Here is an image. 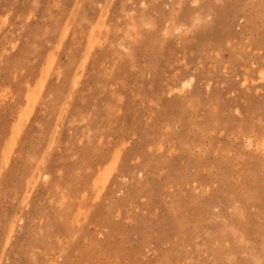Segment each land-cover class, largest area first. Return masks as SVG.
Instances as JSON below:
<instances>
[{"label":"rangeland","instance_id":"rangeland-1","mask_svg":"<svg viewBox=\"0 0 264 264\" xmlns=\"http://www.w3.org/2000/svg\"><path fill=\"white\" fill-rule=\"evenodd\" d=\"M260 70L264 0H0V264H262Z\"/></svg>","mask_w":264,"mask_h":264},{"label":"snow or ice","instance_id":"snow-or-ice-1","mask_svg":"<svg viewBox=\"0 0 264 264\" xmlns=\"http://www.w3.org/2000/svg\"><path fill=\"white\" fill-rule=\"evenodd\" d=\"M198 6H199V0H193V7L195 8V7H198ZM141 7H148V5H141ZM173 7H174V6H173ZM168 35H169V32H168L167 30H165V31L163 32V36H164L165 38H167ZM261 75H264V73H262ZM185 87H188V85L186 84ZM262 264H264V261H262Z\"/></svg>","mask_w":264,"mask_h":264},{"label":"bare ground","instance_id":"bare-ground-1","mask_svg":"<svg viewBox=\"0 0 264 264\" xmlns=\"http://www.w3.org/2000/svg\"><path fill=\"white\" fill-rule=\"evenodd\" d=\"M262 73H264L262 70L259 71V77L263 78L264 75H261Z\"/></svg>","mask_w":264,"mask_h":264}]
</instances>
